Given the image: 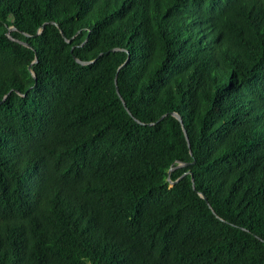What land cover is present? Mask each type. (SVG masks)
<instances>
[{"label":"trees","instance_id":"16d2710c","mask_svg":"<svg viewBox=\"0 0 264 264\" xmlns=\"http://www.w3.org/2000/svg\"><path fill=\"white\" fill-rule=\"evenodd\" d=\"M0 264H264V0H0Z\"/></svg>","mask_w":264,"mask_h":264},{"label":"water","instance_id":"95a60500","mask_svg":"<svg viewBox=\"0 0 264 264\" xmlns=\"http://www.w3.org/2000/svg\"><path fill=\"white\" fill-rule=\"evenodd\" d=\"M10 31H11V30H10ZM10 31L8 32V36H9V38H11V36H10ZM11 39H12V38H11ZM67 42L70 43V41H67ZM24 45L27 46V44H24ZM76 60H77V59H76ZM77 62H78L79 64L83 65V66L90 65V64L93 63V62H81V61H79V60H77ZM117 93H118V95L120 96L119 91H118V88H117ZM120 98H121V96H120ZM121 99H122V98H121ZM123 104H124V106H126L124 101H123ZM128 112H129V111H128ZM129 114L131 115L130 112H129ZM173 116L176 117V118L180 121V123L182 124V126H183V128H184L183 120H182L181 116H179L178 114H173ZM162 119H163V117L161 118V120H162ZM184 133H185V137H186V140H187V142H188V145L190 146L189 138H188V135H187L185 129H184ZM186 166H188V165H187V164H183V163H179L176 167H174V168H172V169L170 170V173H171V171H173V170H176V169H178V168H182V167H186ZM178 181H179V180H178ZM178 181H177V182H178ZM192 181H193V187H195L194 178L192 179ZM201 196H202V195H201ZM202 197L205 198L204 196H202Z\"/></svg>","mask_w":264,"mask_h":264}]
</instances>
